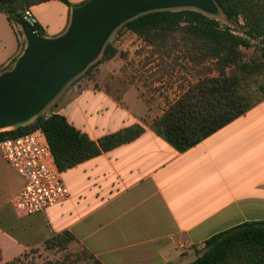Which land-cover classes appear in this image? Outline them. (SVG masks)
Segmentation results:
<instances>
[{
  "label": "crops",
  "instance_id": "0c3cea01",
  "mask_svg": "<svg viewBox=\"0 0 264 264\" xmlns=\"http://www.w3.org/2000/svg\"><path fill=\"white\" fill-rule=\"evenodd\" d=\"M68 1L71 6L49 0L30 7L43 35L63 34L72 9L88 0ZM22 30L0 11V68L21 55ZM151 47L131 43L130 57L105 59L46 114L64 115L94 140L135 124L144 128L132 141L63 171L70 193L64 202L45 213L18 215L11 200L24 179L0 152L3 261L69 233L103 264H188L213 235L264 221V100L180 152L151 128L166 111L151 112L147 102L165 84L148 77L165 63L146 59Z\"/></svg>",
  "mask_w": 264,
  "mask_h": 264
},
{
  "label": "trees",
  "instance_id": "16d2710c",
  "mask_svg": "<svg viewBox=\"0 0 264 264\" xmlns=\"http://www.w3.org/2000/svg\"><path fill=\"white\" fill-rule=\"evenodd\" d=\"M46 1L49 0H0V11L7 14L10 22L22 28L29 27L23 19V12ZM61 1L71 6L68 0ZM215 2L227 18L243 17L249 38H262L263 59L242 62L241 48L250 46V41L197 8L153 10L122 24L149 43L155 42L156 36L182 31L191 39L193 48L189 50L196 53L192 58L195 62L205 58L215 60L217 76L190 85L162 116L152 122L151 128L180 152L195 146L264 100V81L255 87L250 86L251 75L264 70V0ZM33 29L44 34L38 24ZM103 54L111 58L117 54V48L106 44ZM16 60L0 68V73L11 69ZM34 117L14 125L12 130L1 131L0 139L42 129L61 171L132 141L144 131L142 126L135 124L94 140L60 113ZM70 239L74 237L69 233L53 235L45 246L49 249L64 247ZM205 246L206 250L188 264H264V221L245 222L215 234L206 240ZM92 258L93 261L87 264H103L93 255ZM19 260L20 257L3 261L0 252V264H17Z\"/></svg>",
  "mask_w": 264,
  "mask_h": 264
},
{
  "label": "water",
  "instance_id": "95a60500",
  "mask_svg": "<svg viewBox=\"0 0 264 264\" xmlns=\"http://www.w3.org/2000/svg\"><path fill=\"white\" fill-rule=\"evenodd\" d=\"M197 8L215 13V0H88L72 9L67 30L47 37L23 27L26 45L13 67L0 73V129L39 114L64 86L101 53L125 21L159 9Z\"/></svg>",
  "mask_w": 264,
  "mask_h": 264
},
{
  "label": "rangeland",
  "instance_id": "374dc122",
  "mask_svg": "<svg viewBox=\"0 0 264 264\" xmlns=\"http://www.w3.org/2000/svg\"><path fill=\"white\" fill-rule=\"evenodd\" d=\"M209 15L217 19L222 26L229 27L234 31V33L247 38L250 41V46L241 48L242 62L252 63V61L263 59L261 57L260 50L262 46V38H249L246 33L248 28L242 16H239L235 19H229L220 9H218L215 13H210ZM129 35L133 34L129 33V30L121 24L111 33L104 47L106 44L114 45L119 42L117 44L116 57L128 58L130 57L129 45L131 43L139 42L140 44L152 45L150 56H147L146 59L152 58L156 60L159 58L165 61L164 64H162L163 62L160 63L162 65L158 71H154L148 75L151 80L164 78L165 81L163 86L161 85L160 87H156L161 91V95L158 97L152 95L147 98L151 112L162 113L163 110H167L168 106L174 103L179 98V96L188 89L190 85L206 77L210 78L218 75L214 59L205 58L199 62H195L192 59L195 56V52H193V50H189V48H193V46H191V39H189V37H187V35L182 31L176 32L172 35L156 36L154 38L155 42L152 43L145 41L139 36L131 37ZM103 49L97 58L92 63H90L83 72L68 82L64 88L45 105L39 114L46 115L47 113L51 112L54 109L55 104L59 101L63 92L75 85L79 79L87 75L94 74V68L99 63L108 58L103 54ZM189 56H191V59ZM90 65L91 67H89ZM177 65H180V67ZM263 81L264 70L255 72L251 75L250 86L255 87ZM162 87H164V91L161 90ZM175 92L176 94H174ZM34 119L35 117L31 119L30 122H33ZM13 127L0 129V132L12 130ZM92 261V255L74 239H70L64 247H54L49 249L44 246L40 248H34L23 256H20V260L17 264H87L91 263Z\"/></svg>",
  "mask_w": 264,
  "mask_h": 264
},
{
  "label": "built area",
  "instance_id": "2783aa9c",
  "mask_svg": "<svg viewBox=\"0 0 264 264\" xmlns=\"http://www.w3.org/2000/svg\"><path fill=\"white\" fill-rule=\"evenodd\" d=\"M23 19L31 28L37 25L31 8L25 9ZM0 152L24 179L22 189L11 200L18 215L45 213L69 197L63 171L58 168L42 129L1 138Z\"/></svg>",
  "mask_w": 264,
  "mask_h": 264
},
{
  "label": "bare ground",
  "instance_id": "6f19581e",
  "mask_svg": "<svg viewBox=\"0 0 264 264\" xmlns=\"http://www.w3.org/2000/svg\"><path fill=\"white\" fill-rule=\"evenodd\" d=\"M7 128H9V127H5V128H2V129H7Z\"/></svg>",
  "mask_w": 264,
  "mask_h": 264
}]
</instances>
